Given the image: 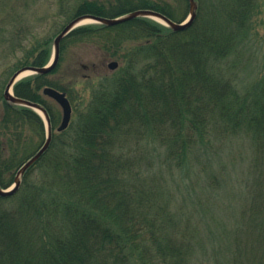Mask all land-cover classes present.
<instances>
[{"label": "trees", "instance_id": "obj_1", "mask_svg": "<svg viewBox=\"0 0 264 264\" xmlns=\"http://www.w3.org/2000/svg\"><path fill=\"white\" fill-rule=\"evenodd\" d=\"M195 2L196 17L182 31L138 17L70 32L61 42L62 58L69 46L92 43L121 64L113 78L101 77L85 91L76 82L51 79L57 66L13 86L15 96L46 110L52 134L18 191L0 196V264H264V76L241 90L233 72L250 41L259 1ZM60 3L67 4L58 12L66 22L138 9L181 22L190 10L188 0ZM15 31L11 51L21 55L0 72L2 188L13 185L19 168L44 144L46 127L33 109L6 102L5 88L19 69L47 64L60 32L17 37L21 30ZM46 86L71 103L63 131L56 128L59 110L44 99ZM239 136L252 143L245 196L220 223L215 240L221 248L213 255L195 181L208 175L216 147ZM177 171L187 182L190 208L167 186L165 174ZM217 175L208 180V190Z\"/></svg>", "mask_w": 264, "mask_h": 264}, {"label": "rangeland", "instance_id": "obj_2", "mask_svg": "<svg viewBox=\"0 0 264 264\" xmlns=\"http://www.w3.org/2000/svg\"><path fill=\"white\" fill-rule=\"evenodd\" d=\"M61 1L66 3L71 1L73 4L80 2V0H0V72L12 61H15L17 56L21 55L22 51H17L15 54L11 51L13 42L9 38L12 35H16V29L21 30L18 32L17 37H23L25 32L28 33L29 31H33V34L48 35L47 37H50L54 32L58 33L70 22H66L65 14H58L60 5L65 8L67 6V4L62 5ZM258 1L259 6L252 17L250 41L247 42L241 52L240 58L237 60L236 67L233 70L241 90L258 83L264 76V0ZM179 8H182L181 3H179ZM147 19L165 25L155 18L147 17ZM92 23L87 22L84 25ZM56 35L53 37V40ZM53 40L47 64L53 58ZM27 41L28 39L24 40L23 45L28 44L29 42ZM112 61L118 63V67L114 70L108 68V63ZM120 65L118 60L110 57L96 44L71 45L64 51L63 58L60 53V59L57 64L59 71L52 73L49 77L51 79H60L67 83L76 82V89L81 92L82 90H87L91 83H95L101 77L109 76L113 78L112 76H114ZM31 75L33 74L29 73L18 79V81ZM84 88L86 89L84 90ZM44 99L50 106L54 104L55 108L57 107L60 112V119H62L61 107L47 96H44ZM39 115L45 122L43 115L41 113ZM60 122L61 120L56 128L59 127ZM46 133L45 127V139ZM216 149L217 151L213 156H210L211 159L207 162L209 166L206 168L208 175L204 172L195 181L196 192H200L204 199L203 205L205 209L203 210L205 213L203 215L205 219L203 228L205 230L203 229V231L205 234L208 233L207 249L213 255H217L219 253L217 251L221 248V243L215 240L216 234L219 231L218 227H221L222 222H227L225 219L235 212V207L245 196L243 181L246 174H248L249 160L252 155V143L248 137L239 136L232 141H228L220 149L217 146ZM218 171L220 175L217 173ZM210 173L213 175L218 174L216 177L219 183L217 184L215 182L217 179H215L214 182H211V184H214L213 187L208 190V180H212L213 176ZM189 174L193 175V170ZM165 175L168 182L167 186L172 187L174 191H172L174 198L179 201L186 200L185 203L190 208L192 203L186 190L187 182L182 181V175H180L179 171L173 175L170 172ZM189 178L190 176L188 175ZM11 188L12 185L3 189L10 190Z\"/></svg>", "mask_w": 264, "mask_h": 264}, {"label": "water", "instance_id": "obj_3", "mask_svg": "<svg viewBox=\"0 0 264 264\" xmlns=\"http://www.w3.org/2000/svg\"><path fill=\"white\" fill-rule=\"evenodd\" d=\"M94 1V0H91ZM189 2V16L182 22H174L171 19H169L167 16L154 11L150 9H138L135 11H132L130 13H127L125 15L116 17V18H105V17H100V16H95L91 14H82L74 19H72L65 27L61 30V32L56 35V37L53 40V47H54V53H53V58L48 63L46 66L43 67H35V66H25L21 69H19L13 77L10 79L9 83L7 84L3 97L6 102L9 104H16V105H21L25 106L28 108H31L35 110L38 114L43 115L46 123V130H47V135H46V140L44 144L40 147V149L33 155L31 156L17 171V174L15 176V181L14 184L12 185V188L10 190L8 189H3L0 187V196L2 197H7L15 194L20 185H21V180L23 175L26 173V171L33 166L46 152L48 149L50 142H51V125H50V120L48 117V114L46 110L36 102H32L20 97H17L13 94L12 89L13 86L17 83L18 77L20 74H22L25 71H29L32 74H48L51 71H53L60 59V45L61 42L67 37V35L72 32L74 29L78 28L81 25H84L85 20H90V22L93 23H99V24H104L107 26H113L116 24H120L126 21L133 20L138 17H149V18H155L159 20L160 22L164 23L174 31H182L187 29L189 26L192 25L195 17H196V9H197V4L195 0H188ZM118 67V63L116 61H112L108 63V68L111 70H114ZM42 93L44 96H47L54 100L62 110V121L60 126L58 127V131H63L65 130L71 120L72 117V106L67 98L66 94L58 91L52 87L46 86L43 88Z\"/></svg>", "mask_w": 264, "mask_h": 264}, {"label": "bare ground", "instance_id": "obj_4", "mask_svg": "<svg viewBox=\"0 0 264 264\" xmlns=\"http://www.w3.org/2000/svg\"><path fill=\"white\" fill-rule=\"evenodd\" d=\"M87 22H90V20H85V21H84V23H87ZM29 73H31V72H29V71H25V72H23L22 74L19 75L18 79L24 77L25 75H27V74H29ZM40 113H41V112H40ZM60 124H61V123H60ZM57 130H58V129H57ZM51 131H52V129H51Z\"/></svg>", "mask_w": 264, "mask_h": 264}]
</instances>
